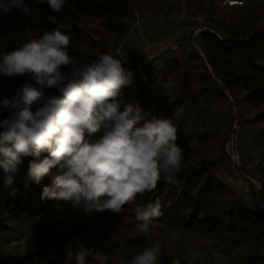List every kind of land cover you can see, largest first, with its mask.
<instances>
[{
    "label": "trees",
    "instance_id": "16d2710c",
    "mask_svg": "<svg viewBox=\"0 0 264 264\" xmlns=\"http://www.w3.org/2000/svg\"><path fill=\"white\" fill-rule=\"evenodd\" d=\"M25 2L31 5V0ZM162 2L164 15H171L178 9L177 4H182L188 19L203 16V22L218 35L209 31L199 33L196 37L198 51L192 47L190 53H183L180 58H165L161 70L146 72L143 82L138 72L140 66L130 69L133 72L132 83L122 89L119 97L123 104L138 101L149 114L146 119L157 116L159 107L151 99L172 79L175 86L165 109L167 118L172 121L179 109L185 112L189 107L210 114L208 105L214 104L216 111L223 113L229 106V98L239 112L244 104L259 109L264 103V0H248L245 9L231 13L221 12L210 0H172L175 4ZM161 10L158 0H66L61 12H52L47 4H36L31 16L13 8L10 15L0 14V55L53 29L73 37L79 25L83 29V43L95 54L107 53L117 44L119 35L127 34L131 25L126 20L135 12L139 17H148L159 15ZM88 20L98 21L99 25L91 26ZM74 44L73 37L68 51L76 59ZM25 82L35 84L31 76L26 78V74L6 77L0 73V102L11 99ZM49 93L56 94L54 89L46 90V94ZM37 107L39 105L34 103L31 110L34 112ZM10 114L0 103V122ZM251 121L264 123V109ZM183 124L184 121L178 126L179 132ZM3 130L0 127V132ZM257 131V138H262L264 126L258 127ZM191 137L196 142L191 153L197 161L181 168L176 174V183H165L161 178L153 191L142 196L138 194L135 201L126 204L120 213L113 212L114 217L128 222L133 229L139 223L133 209L159 201L163 214L156 220L208 236L211 247L220 255H228L238 245L250 242L257 251L241 255L239 264H264V210L241 203L215 175L224 160L213 161L211 153L213 150L222 152L226 134L206 131L194 133ZM48 155L42 152L41 158ZM32 159L31 156L22 158L11 186L5 184V174L0 168V232L6 227L1 215L2 202L8 207V214L15 219L37 217L51 205L52 199L42 198V192L45 186H52L55 176L62 174L61 170L58 166L52 168L38 183L29 181L26 188L25 177ZM138 242V236L121 238L117 235L108 244H97L96 249L99 254L111 257L119 249L134 252ZM65 243V236L47 230L37 237L33 254L25 252L15 258L0 251V264H37L41 259H45L44 264H70ZM129 244H132L131 249Z\"/></svg>",
    "mask_w": 264,
    "mask_h": 264
},
{
    "label": "clouds",
    "instance_id": "9594fccd",
    "mask_svg": "<svg viewBox=\"0 0 264 264\" xmlns=\"http://www.w3.org/2000/svg\"><path fill=\"white\" fill-rule=\"evenodd\" d=\"M36 4L61 12L66 0H31V5L25 0H0V14L10 15L15 8L31 16ZM72 38L53 29L0 55L4 76L29 74L35 81L23 83L11 99L0 102L11 113L0 122L4 129L0 168L5 184L11 186L22 158L33 157L25 177L27 188L29 181L38 183L58 166L62 174L55 176L51 187H44L42 198L70 201L85 213L94 209L120 213L138 194L153 191L161 178L176 183L184 160L176 143L178 128L166 117L146 119L149 114L138 101L123 104L119 97L132 83L133 72L108 53L90 62L77 61L68 51ZM51 89L59 94H46ZM34 103L39 107L33 112ZM101 131L98 139H92ZM42 152L49 155L41 158ZM133 211L137 230L150 239L151 225L163 214L160 202L138 205ZM65 247L72 259V244ZM200 255L189 249L185 264H195ZM160 256V245L155 243L114 264H160ZM112 259L104 253L97 257L99 264ZM75 260L86 264V252H76ZM171 264L181 261L173 259Z\"/></svg>",
    "mask_w": 264,
    "mask_h": 264
},
{
    "label": "rangeland",
    "instance_id": "374dc122",
    "mask_svg": "<svg viewBox=\"0 0 264 264\" xmlns=\"http://www.w3.org/2000/svg\"><path fill=\"white\" fill-rule=\"evenodd\" d=\"M158 1L162 9L161 13L159 15L139 17L137 12H135L133 17L126 20L129 25L135 27L129 30L125 36L119 35L117 37V44L107 52L113 55L114 49L119 47L123 41L121 50L124 52L125 56L123 60L122 57L120 60H122L126 68H130L144 61L143 59L139 60V55L146 53L147 43L145 39L150 38L152 33L154 36H157L164 35L170 30H180L178 37H185L184 47L181 48L180 45H176V48L171 50V53L167 54V58H175L177 53H180L181 57V53L188 54L191 52L192 47H194L191 35L187 34H189L193 27H199L198 24L203 22V16H197L192 20L188 19L182 4H177L178 9L171 15H164V13H162L164 10L163 0ZM165 1L172 2V0H164V2ZM172 3L175 4V2ZM247 5L248 0L247 4L243 8H240V10L245 9ZM217 8L223 13H231L239 10ZM87 23L91 26L99 25L98 21L94 20H88ZM77 28V31L73 35L75 44L72 47L76 52V60L81 63L90 62L92 59H95L98 54H95L92 49L83 43V29L80 25ZM202 28L203 27H201V29ZM205 31L207 30L202 29L199 33ZM122 38H124V40H121ZM163 60L164 59L160 58L155 59V61L151 60V63L140 66L138 68V72L141 74L140 81H144L146 72H159L162 68ZM29 77L30 75L26 74V78L29 79ZM174 86L175 83L173 80L169 79L162 87L161 91L152 97V102L159 107V113L156 117L167 118L165 114L166 104L170 99ZM54 90L56 94H59L56 89ZM131 102L135 101L131 100ZM232 102L229 100V106L225 108L223 113H218L214 104L208 105L212 112L210 114L194 111L190 107L187 108L185 112H182L181 109L177 111L173 120L174 125L178 128L180 123L184 121L182 129L180 132L179 130L177 132L178 139L176 141L178 146L183 150L184 160L181 168L197 161L195 155L191 153V149L196 146L194 138L191 137L194 133L207 131L220 135L226 134L227 136L233 124L237 123V125L239 124L238 151L240 156L256 159L257 164L255 166L257 168L261 167L264 171V135L260 139L257 138V134L259 133L257 128L263 127L264 123L254 124L251 121L264 109V103L259 109L244 104L241 112H239L235 103L233 102V106ZM102 134L103 132L101 131L93 134L92 137L93 139H98ZM211 155H213V161L223 158L224 163L222 166L227 168L226 171H228V167H230L231 164L226 159L223 149L222 152L221 150H213ZM251 193H254V190L245 191L247 196H250ZM1 215L5 220L6 227L0 232V251L5 256H12L15 258L20 257L25 252L33 254L37 245V237L47 230L65 236V245L67 243L72 244L71 251L73 253V258L69 259L67 253L70 264H77L75 253L81 250L86 252V264H99L97 260L99 252L96 249V245L100 243L108 244L117 235H120L121 238H126V236H138L140 242H138V245L134 248L135 251L132 253L124 249H119L114 252V255L111 256L113 259L110 260L108 264H114L115 261L119 260L126 261L130 259L132 255L143 251L144 248L150 247L155 243H159L161 248V256L159 258L160 264H171L173 259H178L181 261V264H185L184 258L189 249H197L202 253V255L197 257L195 264H239L238 260L241 255L245 253H255L257 251L255 246L249 242L238 245L228 255H220L211 247V238L208 236H204L193 229L173 226L159 220H154L151 225L149 239L148 236L139 232L136 226L131 229L128 222H121L116 219L111 210H104L101 212L94 209L91 213H85L82 207H74L70 201L52 200L49 208L37 217L27 218L21 216L17 219L8 214V207L2 202ZM100 235L101 237L98 238ZM81 244L83 245V249L80 247ZM131 246L132 244H129L128 247L131 249ZM44 262L45 259H41L37 261V264H44Z\"/></svg>",
    "mask_w": 264,
    "mask_h": 264
},
{
    "label": "crops",
    "instance_id": "0c3cea01",
    "mask_svg": "<svg viewBox=\"0 0 264 264\" xmlns=\"http://www.w3.org/2000/svg\"><path fill=\"white\" fill-rule=\"evenodd\" d=\"M134 27L135 26H131L129 30H132ZM179 32L180 30H170L169 32L167 31V33H165L164 35L157 36H154L152 33L150 35V38L145 39L147 43L146 53L139 55V60L143 59L155 61V59L159 58L165 59L167 58V54L171 53L172 46L180 45L181 48L184 47L185 37H178ZM122 44L123 41L121 42V45ZM121 52L123 51L121 50ZM124 56V52L121 53L122 60ZM175 58H180V53H177ZM241 159L244 161L245 164L248 162V160H253L248 158L247 156H241ZM255 165L253 167L245 166L244 172L249 176L253 177L257 182V186L264 190V171L261 169V167L257 168ZM226 169L227 168L222 166L216 171L215 175L217 179L226 187H228L233 193V195L241 203L251 205V203L247 199L245 191H253L254 185L246 178L245 175H242L239 171H236L232 165L228 167V171H226Z\"/></svg>",
    "mask_w": 264,
    "mask_h": 264
},
{
    "label": "built area",
    "instance_id": "2783aa9c",
    "mask_svg": "<svg viewBox=\"0 0 264 264\" xmlns=\"http://www.w3.org/2000/svg\"><path fill=\"white\" fill-rule=\"evenodd\" d=\"M210 1H212L217 7L221 9H226V10L240 9V8H243L247 4V0H210ZM198 33L199 32L197 31L191 34V38L192 39L196 38ZM175 48H176V45L172 46L171 50H174ZM113 56H115V58L117 59L121 58V46L120 45L119 47H116L114 49ZM229 100L232 102L231 98H229ZM232 104L234 106L233 102ZM237 122H238V118H237ZM238 135H239V124L237 125V123H234L230 133L226 136V140L223 144V147H222L223 153L226 159L229 161V163L234 167V169L236 171H239L242 175H245L246 178L254 185V193H251L250 196H247L248 201H250L251 204L257 207L264 209V190L257 186V182L253 177L249 176L248 174L244 172L245 166L253 167L257 163V160L255 159L248 160L246 164L244 163L238 151V144H239Z\"/></svg>",
    "mask_w": 264,
    "mask_h": 264
},
{
    "label": "water",
    "instance_id": "95a60500",
    "mask_svg": "<svg viewBox=\"0 0 264 264\" xmlns=\"http://www.w3.org/2000/svg\"><path fill=\"white\" fill-rule=\"evenodd\" d=\"M198 26H200V28L199 27H193L192 29H191V31L189 32V35H191V34H193L194 32H199V31H201L202 29H205V30H207V31H209V32H211V33H213V34H215V35H218L217 34V32H216V30H214L213 28H211L209 25H207V24H205L204 22H200L199 24H198ZM201 27H203L202 29H201ZM200 29V30H199ZM264 33V32H263ZM193 40V46L194 47H196V49L198 48V46H197V41H196V38H193L192 39ZM256 39H254L252 42H254ZM252 42H250V44L252 43ZM198 50V49H197ZM151 60H144L143 62H141L140 64H137V65H134V66H132V67H130V68H128L129 70L130 69H134V68H136V67H139V66H142L143 64H146V63H148V62H150ZM264 210V209H263Z\"/></svg>",
    "mask_w": 264,
    "mask_h": 264
}]
</instances>
